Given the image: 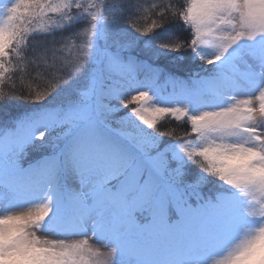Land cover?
I'll list each match as a JSON object with an SVG mask.
<instances>
[{
  "label": "snow or ice",
  "instance_id": "6c2138e0",
  "mask_svg": "<svg viewBox=\"0 0 264 264\" xmlns=\"http://www.w3.org/2000/svg\"><path fill=\"white\" fill-rule=\"evenodd\" d=\"M0 264H264V0H0Z\"/></svg>",
  "mask_w": 264,
  "mask_h": 264
},
{
  "label": "trees",
  "instance_id": "16d2710c",
  "mask_svg": "<svg viewBox=\"0 0 264 264\" xmlns=\"http://www.w3.org/2000/svg\"><path fill=\"white\" fill-rule=\"evenodd\" d=\"M174 26H166L162 29H159L157 31V35L160 37H166L168 32L170 31L171 28H173ZM120 31H131L130 29H127L125 26L121 25L120 26ZM17 86H19V83H17ZM6 90V89H5ZM10 104L14 107L17 108H22L25 110H31L32 108L38 107L36 105H32L30 104L28 101H24V100H20V99H14L12 101H10ZM158 125L160 124H164L167 128H171V129H176L177 128V124L180 122L175 121L172 117L170 116H163L161 117L158 121H157ZM161 130H165L164 128H162ZM178 132H180V134H182L183 129H177Z\"/></svg>",
  "mask_w": 264,
  "mask_h": 264
},
{
  "label": "rangeland",
  "instance_id": "374dc122",
  "mask_svg": "<svg viewBox=\"0 0 264 264\" xmlns=\"http://www.w3.org/2000/svg\"><path fill=\"white\" fill-rule=\"evenodd\" d=\"M37 235H41V233H37ZM43 238V236H42ZM49 238H55V237H49ZM73 239H81V237H73ZM89 246L93 247L94 249H98L101 252H107V249L104 247V245L94 239L89 240Z\"/></svg>",
  "mask_w": 264,
  "mask_h": 264
}]
</instances>
